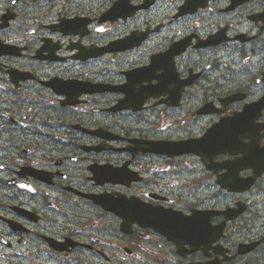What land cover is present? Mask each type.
I'll use <instances>...</instances> for the list:
<instances>
[{
	"label": "flooded vegetation",
	"instance_id": "1",
	"mask_svg": "<svg viewBox=\"0 0 264 264\" xmlns=\"http://www.w3.org/2000/svg\"><path fill=\"white\" fill-rule=\"evenodd\" d=\"M0 264H264V0H0Z\"/></svg>",
	"mask_w": 264,
	"mask_h": 264
},
{
	"label": "water",
	"instance_id": "2",
	"mask_svg": "<svg viewBox=\"0 0 264 264\" xmlns=\"http://www.w3.org/2000/svg\"><path fill=\"white\" fill-rule=\"evenodd\" d=\"M184 144H188V143H185V142H183Z\"/></svg>",
	"mask_w": 264,
	"mask_h": 264
}]
</instances>
